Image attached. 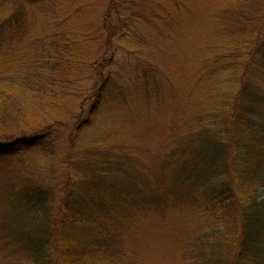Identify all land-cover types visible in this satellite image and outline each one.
<instances>
[{
    "label": "trees",
    "instance_id": "trees-1",
    "mask_svg": "<svg viewBox=\"0 0 264 264\" xmlns=\"http://www.w3.org/2000/svg\"><path fill=\"white\" fill-rule=\"evenodd\" d=\"M200 2L106 0L97 16L94 0H0V50L7 52L15 36L34 47L28 52L29 45L21 44L24 58H11L0 80V156L35 149L51 161L44 176L48 185L31 181L12 191L31 215V226L15 236L16 249L30 264H130L122 238L139 236L140 226L156 214L165 220L158 211L163 208L173 210L171 227L186 235L185 241L177 237L191 264H264V0H221L213 19L201 24L200 58L188 66L193 82L204 85L203 104L185 115L187 124L182 119L170 128L175 136L193 139L185 149L170 144L159 155L163 165L176 166L171 180L155 182L137 167L147 158L125 141L137 114L100 133L102 122L122 105L139 102L145 116L148 105L161 99L160 71L140 61L128 77L116 57L124 45L114 37L157 33L162 23L168 34L178 6L177 18L192 28L191 6ZM52 3L62 7L58 24ZM43 8L48 22L39 33L33 11ZM96 42L103 49L100 58ZM78 71L87 74L79 77ZM64 76L91 81L89 106L81 105L68 123L54 119L27 134L25 102L22 107L12 98L32 94L54 105L59 92L52 85L57 78L60 86ZM116 239L120 247L111 251Z\"/></svg>",
    "mask_w": 264,
    "mask_h": 264
},
{
    "label": "rangeland",
    "instance_id": "rangeland-1",
    "mask_svg": "<svg viewBox=\"0 0 264 264\" xmlns=\"http://www.w3.org/2000/svg\"><path fill=\"white\" fill-rule=\"evenodd\" d=\"M94 1L97 3L94 8L97 16H99L101 11L105 9L106 0ZM220 1L202 0L200 5L191 6V10L196 13L194 17L196 20L192 28L184 27L182 20L177 18L179 13H182V8L178 6L173 9L172 13L177 17L173 18L174 27L168 31V34L164 32L162 23L159 25L157 33L142 30L129 37L127 36L122 41L118 40V36L113 39L114 43L124 45L125 51L116 57L120 58L121 66L127 69L128 77L135 73L134 68L140 61H148L154 69L160 71L157 73L160 77L157 87L161 99L148 105V108L144 110L146 112L145 116L141 113L142 104L139 102L122 105L119 109L111 112L108 118L102 122L103 127L100 129V133L106 135L118 122L137 114L135 117L138 120L137 124L133 123L128 128L126 127L128 136L125 137V141H130L129 144L136 145L137 149L143 152V155L147 158L146 162L144 165L137 167L149 174L155 182H160L163 179L171 180L176 170L174 164L163 165V162L159 160L161 158L159 155L163 153L164 148L172 144L170 147L175 146L180 150L185 149L186 144L192 139L191 136H175L176 134L170 128L182 119L184 120L182 125L187 124L186 119H184L185 115L191 112L193 108L203 104L201 90L204 85L193 82L195 73L191 72L188 63L190 60L200 58L202 50L200 46V26L204 20L210 21L213 19V11L216 10V5ZM196 4L198 3L196 2ZM52 5L54 7L49 8V10L51 9L52 14H54L52 17L54 23L58 24L60 20L63 21L64 19L60 10L62 7H59L57 3H52ZM71 10L72 8L69 9V12ZM44 11L43 8L37 15H35L36 11H33L34 21L39 20V33L43 32L44 25H47L45 22H48ZM166 28L168 29V27ZM106 38L107 34L103 35V40H100V42L106 40ZM9 43L12 46L8 47L7 52L0 50L4 51L0 57V80H4L3 73L10 67L7 62L11 58L21 56L24 58V52L22 51L24 46L21 47V44L27 43L29 45L28 49L25 48L28 52L34 49L31 41L29 42L28 39H23L20 36L13 37L9 40ZM36 44L40 46L43 41H38ZM94 48L96 58H100L103 51L100 43L96 42ZM247 60L248 58H243V62H247ZM119 70V76L124 77L122 67ZM238 72V74H241V71ZM86 74L85 71H78L77 76L85 77ZM57 83V78H55L52 88L53 91L59 92V96L52 99L54 105L41 102L38 98L36 100L32 94L12 98V103H18L22 107L25 102L24 109L26 110L27 124H24L23 130H26L27 134L30 135V130L49 124L54 119L68 123L80 114L81 105L85 109L89 106V96L92 94L91 81L83 79L69 82L68 78L64 76L63 81L59 83L60 86H56ZM40 103L42 106H40ZM61 132H63L65 138L67 132L64 130ZM192 144L197 143L192 142ZM50 162L48 156L35 149L16 150L10 155L0 156V264H21L20 262L30 264L29 259L24 257L23 252L16 249L19 246V240L15 236H20L22 230L31 226V215L26 213V207L20 206L14 201L12 191L23 187L25 183L29 184L31 181V183L39 185H48L45 183L44 176L48 172ZM200 170L203 171L204 169ZM180 190L181 187L178 191ZM158 211L164 215L166 226L165 220L159 214H156L153 217V222L146 223L145 221L143 224L146 223V226L157 230L153 229L150 233V231L147 232L146 226L142 227L141 225L140 229L143 228L144 232L140 233L139 236L132 234L123 237L126 246L123 258L127 257L126 260L130 261V264H191L192 262L186 258L187 249L184 251L181 239L177 237V235H183L181 236L182 241H185L186 235L182 234L176 227H171V219L174 218L173 210L163 208ZM159 221L163 222L164 227H160ZM112 242L114 243L110 247L111 251L120 247L119 240L116 239Z\"/></svg>",
    "mask_w": 264,
    "mask_h": 264
}]
</instances>
